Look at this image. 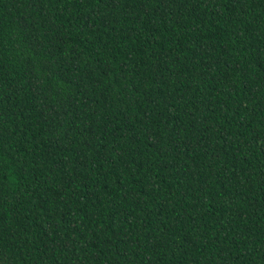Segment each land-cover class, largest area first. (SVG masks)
<instances>
[{
    "label": "trees",
    "instance_id": "trees-1",
    "mask_svg": "<svg viewBox=\"0 0 264 264\" xmlns=\"http://www.w3.org/2000/svg\"><path fill=\"white\" fill-rule=\"evenodd\" d=\"M0 264H264V0H0Z\"/></svg>",
    "mask_w": 264,
    "mask_h": 264
}]
</instances>
